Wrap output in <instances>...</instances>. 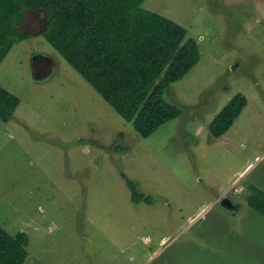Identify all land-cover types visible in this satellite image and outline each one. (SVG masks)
Wrapping results in <instances>:
<instances>
[{
    "label": "rangeland",
    "instance_id": "rangeland-1",
    "mask_svg": "<svg viewBox=\"0 0 264 264\" xmlns=\"http://www.w3.org/2000/svg\"><path fill=\"white\" fill-rule=\"evenodd\" d=\"M143 8L199 45V63L164 93L181 115L142 138L42 36L15 44L0 65V86L20 99L0 120V225L29 236L26 264H264V216L248 208L253 230L244 208L236 225L217 197L264 191V0ZM44 20L27 13L17 29ZM238 94L247 107L215 139L210 123ZM121 172L152 204L132 202Z\"/></svg>",
    "mask_w": 264,
    "mask_h": 264
},
{
    "label": "trees",
    "instance_id": "trees-1",
    "mask_svg": "<svg viewBox=\"0 0 264 264\" xmlns=\"http://www.w3.org/2000/svg\"><path fill=\"white\" fill-rule=\"evenodd\" d=\"M147 0H0V65L13 46L42 36L54 50L142 138L181 115L164 99L200 61L197 41L178 23L143 8ZM45 18L39 32L20 31L26 14ZM236 95L209 125L221 138L247 107ZM20 99L0 86V120H12ZM135 204L152 199L123 172ZM246 202L264 216V191L250 186ZM29 236L11 235L0 225V264H25Z\"/></svg>",
    "mask_w": 264,
    "mask_h": 264
},
{
    "label": "crops",
    "instance_id": "crops-1",
    "mask_svg": "<svg viewBox=\"0 0 264 264\" xmlns=\"http://www.w3.org/2000/svg\"><path fill=\"white\" fill-rule=\"evenodd\" d=\"M150 11V10H148ZM153 12V11H152ZM155 12V11H154ZM159 14V13H158ZM162 15V14H161ZM243 173V172H242ZM242 173H240V176L242 175ZM238 189V188H237ZM242 191L244 192V189L241 188ZM238 194V192H237ZM240 194V193H239ZM228 196L227 192L226 193H223L222 195H218V200L219 201H223V205H224V208L230 212L231 217L233 220H235V223L237 225L238 223V219L239 217H241L242 215V211L244 208H247V210L245 211L246 212V218L244 219V224H246L247 226L251 227L253 230L255 228V223H254V219H256V215H251L250 211H248V208L252 209L251 207L248 206L247 202L244 200L242 201L241 203L239 202V200L237 202H232L228 199H226V197ZM217 199V198H216ZM214 203L215 202H210L208 204H205L203 206V208L201 209V212L200 214H198L197 216L195 217H192V218H188V221L185 223V225H187V229L190 228L195 222L197 219L201 218V216L204 215V212L205 214L208 213L209 210H211L212 208H214ZM243 206V207H242ZM253 210V209H252ZM254 212H256L255 210H253ZM225 212V211H224ZM258 213V212H256ZM226 214V212H225ZM260 214V213H258ZM261 215V214H260ZM259 225L260 224H264V219H257ZM259 231L263 234L264 232L262 230L259 229ZM29 258V257H28ZM28 260V259H27ZM27 262V261H26ZM26 264V263H25ZM39 264H43V263H39Z\"/></svg>",
    "mask_w": 264,
    "mask_h": 264
},
{
    "label": "built area",
    "instance_id": "built-area-1",
    "mask_svg": "<svg viewBox=\"0 0 264 264\" xmlns=\"http://www.w3.org/2000/svg\"><path fill=\"white\" fill-rule=\"evenodd\" d=\"M236 192H239V190H238V189H236ZM146 241L148 242V241H149V239H147Z\"/></svg>",
    "mask_w": 264,
    "mask_h": 264
}]
</instances>
